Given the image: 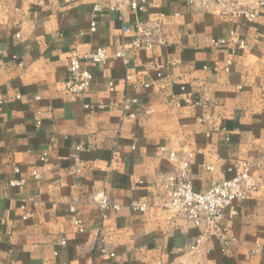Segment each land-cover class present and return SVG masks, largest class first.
<instances>
[{
    "label": "crops",
    "instance_id": "obj_1",
    "mask_svg": "<svg viewBox=\"0 0 264 264\" xmlns=\"http://www.w3.org/2000/svg\"><path fill=\"white\" fill-rule=\"evenodd\" d=\"M116 5L0 0V264H264V187L224 210V246L163 185L183 163L198 192L241 162L264 178V0ZM136 24L150 49L123 33ZM98 48L107 62L83 63L92 83L70 94L71 51Z\"/></svg>",
    "mask_w": 264,
    "mask_h": 264
},
{
    "label": "built area",
    "instance_id": "obj_2",
    "mask_svg": "<svg viewBox=\"0 0 264 264\" xmlns=\"http://www.w3.org/2000/svg\"><path fill=\"white\" fill-rule=\"evenodd\" d=\"M189 4H194L200 0H185ZM116 9L121 10V7L127 6L133 13H139L145 10L146 0H116ZM99 11L98 8L95 10ZM253 21L256 19L257 13L250 11H238L235 13ZM123 33H134L136 36L132 41V48L150 49L151 44L145 40L146 32L142 30L140 25L136 24L134 28L124 26ZM240 48H245L244 43L239 44ZM115 58L125 59L122 51H117ZM108 60V55L105 49L98 48L94 51L85 54H79L73 50L69 58V76L64 83L65 90L70 94L84 93L92 83L91 74L83 68V63H91L93 65H104ZM125 61V60H124ZM126 63V62H125ZM110 89L112 85L109 84ZM86 108H89L86 106ZM127 109V107H125ZM132 118V115H128ZM166 152L165 149H161ZM168 160L174 162L175 155L172 152H167ZM188 164L183 163L182 169L179 172H171L165 176L163 185L166 192L165 207L174 211L178 215L184 217L187 221L194 225L204 223L208 235L217 236L221 239L224 246L227 241L222 239L219 223L223 217L224 210L234 201L247 199L252 193H255L259 188L264 187V178L253 177L250 174L251 165L248 162H241L232 169V176L225 179L204 192L195 191L191 182L187 179L186 171ZM33 176L38 178L34 172ZM12 187L22 185L21 181H13L10 183ZM92 202L98 207L101 212L109 209L118 211L120 207L111 203L110 199L103 191H96L92 195ZM128 208L144 212L146 210L143 204H131ZM72 212L73 209H71ZM74 222H79L75 219ZM66 244L65 239L60 241V246ZM202 244L201 239L196 241V247ZM113 257L112 254H109Z\"/></svg>",
    "mask_w": 264,
    "mask_h": 264
}]
</instances>
